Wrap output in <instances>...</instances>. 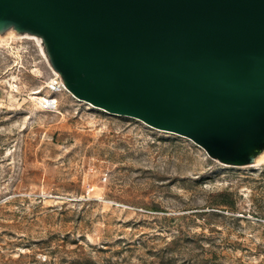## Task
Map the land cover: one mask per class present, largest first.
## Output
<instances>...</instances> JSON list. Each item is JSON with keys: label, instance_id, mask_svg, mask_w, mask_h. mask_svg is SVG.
Here are the masks:
<instances>
[{"label": "rangeland", "instance_id": "374dc122", "mask_svg": "<svg viewBox=\"0 0 264 264\" xmlns=\"http://www.w3.org/2000/svg\"><path fill=\"white\" fill-rule=\"evenodd\" d=\"M40 46L0 38V264H264V161L78 99Z\"/></svg>", "mask_w": 264, "mask_h": 264}, {"label": "water", "instance_id": "95a60500", "mask_svg": "<svg viewBox=\"0 0 264 264\" xmlns=\"http://www.w3.org/2000/svg\"><path fill=\"white\" fill-rule=\"evenodd\" d=\"M78 99L189 137L228 165L264 152V0H0Z\"/></svg>", "mask_w": 264, "mask_h": 264}, {"label": "built area", "instance_id": "2783aa9c", "mask_svg": "<svg viewBox=\"0 0 264 264\" xmlns=\"http://www.w3.org/2000/svg\"><path fill=\"white\" fill-rule=\"evenodd\" d=\"M58 81H54L52 84L56 85ZM38 103L45 109L54 110L57 108L58 102L54 96L40 95L37 97Z\"/></svg>", "mask_w": 264, "mask_h": 264}, {"label": "bare ground", "instance_id": "6f19581e", "mask_svg": "<svg viewBox=\"0 0 264 264\" xmlns=\"http://www.w3.org/2000/svg\"><path fill=\"white\" fill-rule=\"evenodd\" d=\"M6 36H15V37H22V36H26V35H20V34H16V33H14V31L13 30H8L6 33H4V34H0V38L1 39H3L4 37H6ZM28 36V35H27ZM38 43H39V39H38ZM40 48H41V46H40ZM42 50V49H41ZM56 74H57V76H56V81H59V83H60V85L65 89V90H67L69 93H71L66 87H65V85L63 84V82H62V80H61V78H60V76L58 75V73L56 72ZM32 93H38V91H33ZM72 94V93H71ZM73 95V94H72ZM74 96V95H73ZM36 98L38 97V96H35ZM257 161H264V152L258 157V160ZM258 162H256V164H257Z\"/></svg>", "mask_w": 264, "mask_h": 264}]
</instances>
